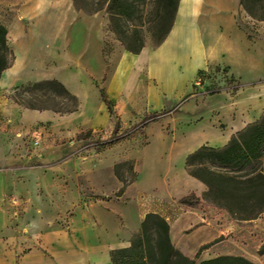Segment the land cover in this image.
<instances>
[{
    "label": "rangeland",
    "instance_id": "rangeland-1",
    "mask_svg": "<svg viewBox=\"0 0 264 264\" xmlns=\"http://www.w3.org/2000/svg\"><path fill=\"white\" fill-rule=\"evenodd\" d=\"M5 1L4 9L12 14L13 7L25 4L23 41L28 51L36 52L30 57L32 64L20 71L22 84L2 88V97L22 112L28 108L11 98L17 88L46 77L63 78L79 107L40 121L13 114L10 109L0 110V189L4 191L0 212L7 221L0 223V255L9 257L10 263L33 250L55 255L52 237L73 242L78 248V233L70 226V218L77 215L96 223L102 212H112L120 236L126 229L138 227V215L161 209L172 224L171 242L186 256L193 258L201 245L218 240L200 252L197 263L213 256L239 255L264 264V212L244 221L206 201L196 208L178 202L190 192L201 197L206 189L204 185L200 190L186 172V156L196 150H192L194 144L204 135L223 129L230 116L245 111L242 93L254 84L253 76L259 75L256 79L264 82V67L248 72L211 64L197 74L187 106L174 104L154 117H148L153 113L138 112L122 120L114 114L106 126L94 128L89 123L98 114L104 78L88 77L84 62L89 57L96 71L92 51H102L109 62L115 55L113 49L124 48L117 37L128 45L142 42L141 50L154 48L163 26L171 22L170 17L161 18V1L128 0L133 8L129 16L117 21L118 36L111 30L105 9L87 14L76 10L71 0ZM100 2L87 0L89 7ZM242 15L237 22L244 47L261 51L259 57L264 60V21ZM10 52L8 57L13 60ZM190 52L200 64L201 51ZM159 55L167 62H185V51H161ZM160 69L163 82L170 87L178 75L182 79V73L169 65ZM62 102L63 106L68 103L65 99ZM88 234L94 242L93 231ZM9 261L0 259V264Z\"/></svg>",
    "mask_w": 264,
    "mask_h": 264
},
{
    "label": "crops",
    "instance_id": "crops-1",
    "mask_svg": "<svg viewBox=\"0 0 264 264\" xmlns=\"http://www.w3.org/2000/svg\"><path fill=\"white\" fill-rule=\"evenodd\" d=\"M22 5L13 7L15 11L12 14L3 7L7 6L6 1L0 0V21L7 28V44L14 56L11 65L1 73L0 91L2 88L9 89L22 84L20 71L32 64L30 57L36 52L28 51L27 43L23 41L27 24L22 10L25 4ZM242 14H245L244 18L248 17L239 0H179L171 27L160 44L150 50L142 49L138 53L117 46L112 50L115 51V55L109 62H105L102 51H92L98 68L96 71L92 68L93 62L88 57L84 62V70L88 77L104 78L103 85L107 98L111 101L114 114L121 116L122 120L129 119L138 112L140 114L160 112L174 104L187 106L193 95L197 74L199 71L207 70L209 65L222 64L231 70L234 67H241L248 72L264 67V60L259 57L261 51H247L244 47L246 44L243 33L238 28L237 22L238 16H243ZM197 48L201 51L200 64H196L190 52ZM161 51H185V62L176 59L167 62L160 58ZM163 65H169L170 69L182 73V79H180L181 75H178L172 87L162 80L159 71ZM256 77L259 78V75L251 77L254 79V84L242 93L245 111L235 117L230 116L223 129L215 128L209 132V136L204 135V138L194 144L192 150L201 145L221 147L228 142L232 134L262 115L264 82ZM57 80L70 88L63 78ZM3 108L10 109L13 114L21 113L22 116L39 121L51 119L53 114L57 115L51 110L23 109L24 111L21 112L19 106L10 104L0 93V110ZM96 108L99 109L98 114L91 118L89 124L94 128L104 127L111 115L102 101ZM193 179L199 189L204 190V184ZM3 195L4 191L0 189V199ZM148 212L159 213L168 220L165 213H161V209L146 210L141 216L138 215V227L128 228L119 236L117 225L112 220V212H102L96 217V223H88V220L83 219L84 217L77 215L70 218V226L72 231L78 233L80 248H77V244L73 242L63 243L57 237L55 240L52 237L51 249L55 255H45L43 252L33 250L22 254L12 263L9 257L0 255V259L8 260L9 264H109L111 251L129 246V238L139 231L141 221ZM6 222V216L1 211L0 223L4 225ZM89 231H93L94 242L90 240L92 235L88 234ZM171 231L172 224L169 223V233ZM99 233L103 236L100 237Z\"/></svg>",
    "mask_w": 264,
    "mask_h": 264
},
{
    "label": "trees",
    "instance_id": "trees-1",
    "mask_svg": "<svg viewBox=\"0 0 264 264\" xmlns=\"http://www.w3.org/2000/svg\"><path fill=\"white\" fill-rule=\"evenodd\" d=\"M161 18H171L169 25H164L156 41L160 44L167 35L179 0H160ZM76 10L87 14L105 9L111 30L117 35V21L127 17L133 8L128 0H102L89 7L87 0H72ZM239 4L252 19L264 21V0H239ZM118 36V35H117ZM124 48L138 53L143 47L128 45L117 37ZM11 48L7 44V28L0 21V75L8 68L12 59ZM202 71H199V73ZM37 91H42L40 94ZM102 102L111 116L114 115L111 101L102 89H99ZM12 100L24 108L33 110H51L59 114L77 111L79 101L65 85L57 79H42L17 88ZM68 103L63 106V100ZM164 113L155 112L148 117ZM147 117V118H148ZM114 126L113 132H116ZM188 175L202 182L206 189L201 197L194 192L182 196L178 202L186 208H196L202 201L217 209L224 210L230 217L250 221L264 212V111L255 121L246 124L231 135L221 147L201 145L185 158ZM117 178L126 185V182ZM122 190V187L121 189ZM214 239L201 245L193 258L176 249L171 242L169 223L156 212L146 213L138 232L134 233L127 247L117 248L110 253L109 264H256L239 255H219L201 260L196 259L202 250L212 246Z\"/></svg>",
    "mask_w": 264,
    "mask_h": 264
}]
</instances>
